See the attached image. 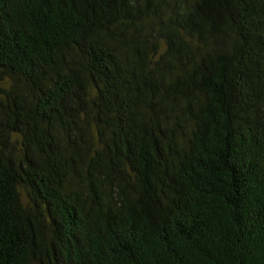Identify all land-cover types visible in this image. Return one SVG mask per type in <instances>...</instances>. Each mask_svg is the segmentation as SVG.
I'll use <instances>...</instances> for the list:
<instances>
[{
	"label": "trees",
	"instance_id": "trees-1",
	"mask_svg": "<svg viewBox=\"0 0 264 264\" xmlns=\"http://www.w3.org/2000/svg\"><path fill=\"white\" fill-rule=\"evenodd\" d=\"M0 264H264V0H0Z\"/></svg>",
	"mask_w": 264,
	"mask_h": 264
}]
</instances>
